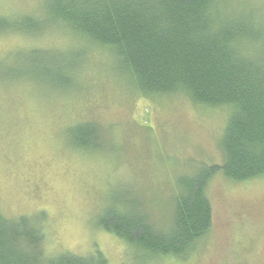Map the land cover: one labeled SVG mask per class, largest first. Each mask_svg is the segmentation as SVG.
<instances>
[{
	"label": "rangeland",
	"instance_id": "1",
	"mask_svg": "<svg viewBox=\"0 0 264 264\" xmlns=\"http://www.w3.org/2000/svg\"><path fill=\"white\" fill-rule=\"evenodd\" d=\"M43 2L0 0V15L41 16ZM68 37L0 34V210L8 217L45 213L50 255L100 250L109 264H135L137 250L99 227L103 207L112 196L131 193L152 211L170 208L175 174L200 163L222 165L230 108H199L184 94L144 98L129 89L101 48L79 71L86 90L55 94L38 73L28 74L19 53L38 44L64 50L73 43ZM12 69L36 82L3 84ZM87 119L106 131L91 139L103 149L69 145L68 128ZM208 197L213 226L198 249L187 258L157 261L264 264V177L233 181L218 173Z\"/></svg>",
	"mask_w": 264,
	"mask_h": 264
},
{
	"label": "trees",
	"instance_id": "2",
	"mask_svg": "<svg viewBox=\"0 0 264 264\" xmlns=\"http://www.w3.org/2000/svg\"><path fill=\"white\" fill-rule=\"evenodd\" d=\"M260 1L44 0L41 16L0 15V34L37 40L61 32L73 40L64 50L38 44L19 53L28 74L38 73L55 94L85 91L79 71L90 53L101 48L112 56L116 73L129 89L144 98L184 94L199 108H230L222 165L200 163L175 174L170 208L152 211L140 195L131 193L112 196L103 207L99 227L137 250L135 264L187 258L198 249L213 226L208 186L215 175L223 173L233 181L264 177ZM5 75L3 84L36 82L19 77L15 69ZM97 134L104 137L106 131L87 119L68 128L67 137L74 149L87 146L96 151L103 149L91 145ZM46 221L43 212L8 217L0 210V264H109L100 250L86 256L48 254Z\"/></svg>",
	"mask_w": 264,
	"mask_h": 264
}]
</instances>
